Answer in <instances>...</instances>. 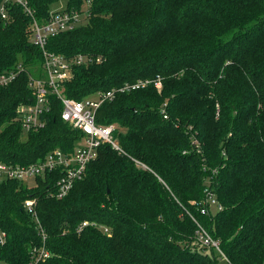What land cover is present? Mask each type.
<instances>
[{
    "label": "trees",
    "instance_id": "1",
    "mask_svg": "<svg viewBox=\"0 0 264 264\" xmlns=\"http://www.w3.org/2000/svg\"><path fill=\"white\" fill-rule=\"evenodd\" d=\"M53 1L29 0L38 23ZM0 5L8 15L0 73L19 68L0 85V163L68 154L84 135L61 119L54 93L44 126L24 131L17 119L16 107L34 101L28 75L44 76L43 50L101 58L71 67L61 91L76 100L125 82L161 83L117 91L97 107L96 123L115 124L121 151L101 144L65 196L51 194L59 169L32 185L0 180L1 264H264V0H66L63 9L86 21L43 48L31 39L32 17ZM205 188L221 205L214 212L199 211ZM191 216L226 260L196 241ZM42 245L46 257L35 250Z\"/></svg>",
    "mask_w": 264,
    "mask_h": 264
},
{
    "label": "built area",
    "instance_id": "2",
    "mask_svg": "<svg viewBox=\"0 0 264 264\" xmlns=\"http://www.w3.org/2000/svg\"><path fill=\"white\" fill-rule=\"evenodd\" d=\"M2 3H14L21 6L25 14L32 17V41L43 48L45 40L60 31L70 29L77 25L81 13L74 10L51 9L49 17L42 23H38L33 18V8L29 0H1ZM0 16L7 18L4 6L0 5ZM99 56H90L88 54H75L70 57H64L60 54L43 50L42 70L43 77L28 75V84L33 89L34 101L32 103H21L16 107L17 119L24 131L36 130L45 124V114L49 109L48 96L50 93L57 95L62 103L60 117L73 128L79 129L84 134L82 139L76 144L75 149L66 154L58 148L50 150L44 158L27 165H12L0 163V177L17 178L23 181L33 179L36 175L44 174L51 170L59 169L61 174L54 183L53 193L57 198L65 196L72 188L73 184L80 180L84 174L88 163L97 156V149L103 143H109L112 148L121 151L119 143L114 136L115 124H98L95 121V110L104 101L111 99L117 91H127L153 81L159 89L161 86L160 78L155 80H136L135 82H125L118 87H113L107 91H97L81 100H76L63 95L61 85L71 76V67L73 65L87 64L90 62H99ZM19 72V68L7 70L0 73V85H6L11 82ZM139 166L143 164L134 160ZM205 199L199 207L200 213H206L209 210L214 212L221 205L216 200L214 194L208 189H204ZM24 208L31 214L39 226L42 240L45 239V232L40 226L36 212L35 201L32 198L25 199ZM192 217V216H191ZM196 222L195 239L203 246L213 247L223 260L225 255L219 248L218 240L212 238L206 229ZM88 221H82L77 231L88 225ZM106 231V228H104ZM40 257L48 256V252L42 245L35 249Z\"/></svg>",
    "mask_w": 264,
    "mask_h": 264
},
{
    "label": "rangeland",
    "instance_id": "3",
    "mask_svg": "<svg viewBox=\"0 0 264 264\" xmlns=\"http://www.w3.org/2000/svg\"><path fill=\"white\" fill-rule=\"evenodd\" d=\"M65 2H66V0H54L53 2H51V4L49 5V8L50 9H56V8H58V9H61V8H63L64 6H65ZM85 21H86V15L85 14H81L80 15V18H79V22H78V24H83V23H85ZM0 180H1V177H0ZM29 185H32L33 184V180L32 179H28L27 181H26ZM1 264V263H0Z\"/></svg>",
    "mask_w": 264,
    "mask_h": 264
},
{
    "label": "crops",
    "instance_id": "4",
    "mask_svg": "<svg viewBox=\"0 0 264 264\" xmlns=\"http://www.w3.org/2000/svg\"><path fill=\"white\" fill-rule=\"evenodd\" d=\"M55 9V8H54ZM56 9H58V8H56ZM62 9V8H61ZM53 10V9H52Z\"/></svg>",
    "mask_w": 264,
    "mask_h": 264
}]
</instances>
